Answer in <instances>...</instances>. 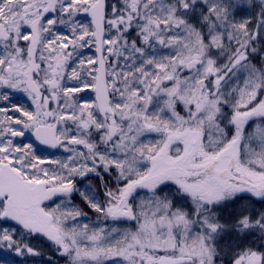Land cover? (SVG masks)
<instances>
[{"label": "snow or ice", "instance_id": "1", "mask_svg": "<svg viewBox=\"0 0 264 264\" xmlns=\"http://www.w3.org/2000/svg\"><path fill=\"white\" fill-rule=\"evenodd\" d=\"M0 252L264 264V0H0Z\"/></svg>", "mask_w": 264, "mask_h": 264}, {"label": "rangeland", "instance_id": "2", "mask_svg": "<svg viewBox=\"0 0 264 264\" xmlns=\"http://www.w3.org/2000/svg\"><path fill=\"white\" fill-rule=\"evenodd\" d=\"M75 202H77V201H75ZM78 202H79V201H78ZM2 255H4V253L0 252V256H2Z\"/></svg>", "mask_w": 264, "mask_h": 264}, {"label": "trees", "instance_id": "3", "mask_svg": "<svg viewBox=\"0 0 264 264\" xmlns=\"http://www.w3.org/2000/svg\"><path fill=\"white\" fill-rule=\"evenodd\" d=\"M76 201H77V203H79V202H78V199H77Z\"/></svg>", "mask_w": 264, "mask_h": 264}]
</instances>
